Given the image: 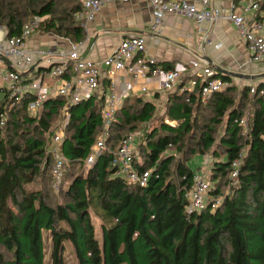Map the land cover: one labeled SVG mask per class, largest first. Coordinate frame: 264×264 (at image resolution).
Returning a JSON list of instances; mask_svg holds the SVG:
<instances>
[{
    "label": "trees",
    "instance_id": "1",
    "mask_svg": "<svg viewBox=\"0 0 264 264\" xmlns=\"http://www.w3.org/2000/svg\"><path fill=\"white\" fill-rule=\"evenodd\" d=\"M81 8L82 0L63 7L61 14L57 0H0V28L8 37H19L37 16L45 18L41 34L78 43L86 38L85 26L74 18ZM258 19L264 23V16ZM224 79L231 85L206 101L198 87L193 93H168L166 119L138 137L135 168L152 172L145 187L115 176L112 163L122 140L138 135V125L147 126L158 105L144 96L127 97L110 127L107 150L68 182V166H86L101 132L104 98L95 96L71 106L61 148L67 163L58 191L65 193L67 203L57 206H52L44 189L31 185L44 177L49 166L52 176L54 159L48 141L65 100H49L34 117L27 112L30 99L11 109L1 90L0 122L3 113L7 119L0 126V264H63L66 242L73 246L77 264H264V97L251 94V85L240 90L231 78ZM236 92L241 94V106L236 104ZM202 107L213 116L201 126L197 146L203 154L212 150L217 145L216 127L226 118L219 142L225 157L215 152L210 189L214 202L202 211L189 212L195 171L189 160L178 159L169 150L186 151L188 138L200 127L196 111ZM242 107L253 110L245 125ZM126 129L129 135L122 136ZM237 160L238 175L232 178ZM224 186L230 187V195L222 194ZM92 207L101 212V239ZM47 240L52 243L49 257ZM1 249L11 252L12 258L7 259Z\"/></svg>",
    "mask_w": 264,
    "mask_h": 264
},
{
    "label": "built area",
    "instance_id": "2",
    "mask_svg": "<svg viewBox=\"0 0 264 264\" xmlns=\"http://www.w3.org/2000/svg\"><path fill=\"white\" fill-rule=\"evenodd\" d=\"M134 0H82V8L74 14L77 22L87 28L93 23L103 8L110 4H130ZM239 5L234 2L228 9L216 7L212 0H147L151 8L152 21L150 36L159 33L167 16L175 15L194 21L201 25L205 22L226 20L238 30L249 51V64L264 63V23L258 16H264V0H242ZM45 18L34 17L23 27L19 37H8L6 30L0 28V91L8 97V107L14 108L30 99L27 112L38 116L49 100H65L63 115L67 116L55 135L49 138L48 145L53 155V187L60 190L63 186L67 160L62 153V143L67 133L71 106L98 96L104 98L102 112L103 126L98 135L91 155L86 161L88 169L98 157L107 150L110 127L115 121L123 101L135 95L134 86L140 80L148 83L141 87V92L149 96L150 92H194L200 89L202 99L206 101L214 93L226 90L231 83L220 77V71L212 66L194 60L187 67L165 68L148 55V42L153 37L133 36L124 39L107 58L94 61L86 55V39L74 43L69 39L54 34H41L40 24ZM50 35L67 43L65 49L49 48L37 51L34 55L30 41L35 36ZM221 45H218L220 47ZM132 80H122L121 74ZM232 79V77H231ZM157 83L154 88L150 82ZM109 85V94L102 92V87ZM124 90L120 91V85ZM258 93L264 97V87L251 85V94ZM154 96H152L153 98ZM147 98V97H146ZM152 101V100H151ZM155 102V101H153ZM156 103V102H155ZM158 105V103H156ZM7 114L1 115L0 126H5ZM245 125V120L241 121ZM139 135L124 138L114 151L113 166L115 176L127 183L145 187L151 177L150 170L140 173L134 165V154L138 147ZM51 139V140H50ZM240 162L233 163L232 178L237 177ZM211 183L195 173L190 203L187 211H202L214 202L210 195ZM216 203V202H215ZM216 207V204L213 205Z\"/></svg>",
    "mask_w": 264,
    "mask_h": 264
},
{
    "label": "crops",
    "instance_id": "3",
    "mask_svg": "<svg viewBox=\"0 0 264 264\" xmlns=\"http://www.w3.org/2000/svg\"><path fill=\"white\" fill-rule=\"evenodd\" d=\"M213 5L228 9L234 2L239 5L242 0H212ZM152 21L151 8L147 0H134L130 4H110L102 9L96 20L89 25L86 33V55L94 61L107 58L127 38L133 36L153 37L148 42V55L159 65L170 64L174 67H187L194 60L218 69L220 73H234L232 83L242 82L245 85H264V63L249 64V51L237 28L230 22H205L201 25L183 17L169 15L161 31L150 36ZM82 42V41H80ZM218 45H221L218 47ZM30 46L37 56V51L49 48L65 49L67 43L50 35L35 36ZM250 77L249 79L241 78ZM251 77H258L252 80ZM223 78V77H222ZM122 80H132L121 74ZM148 81L143 79L134 86L135 95L145 96L141 87ZM150 87L157 85L150 82ZM240 87V88H242ZM124 84L120 85V91ZM102 92L109 94V85L102 87ZM171 93V92H170ZM146 99L161 104L168 92H150ZM152 96H154L152 98Z\"/></svg>",
    "mask_w": 264,
    "mask_h": 264
},
{
    "label": "rangeland",
    "instance_id": "4",
    "mask_svg": "<svg viewBox=\"0 0 264 264\" xmlns=\"http://www.w3.org/2000/svg\"><path fill=\"white\" fill-rule=\"evenodd\" d=\"M57 1L59 4L58 12H60V14H61V9L63 7H68L69 5L72 7L74 4L79 3V0H57ZM236 85L240 90L243 88L242 86H240V85H242V82H238ZM240 87H242V88H240ZM144 97L146 98V96H144ZM234 98H235L236 104L238 106H241V104H240L241 103V94H239V92H236L234 94ZM166 106H167V98H166V100L164 99V101H162L161 104L158 103L157 111H156L152 121L150 123H148L147 126H146V124H139L138 125V127L136 129V132L138 133V135H140L139 133L147 130L148 128L160 126L161 122L166 119L165 118ZM252 112H253L252 108L247 107L246 110L243 108V113H244L243 118L245 121H248L251 118ZM212 116H213L212 112L210 110L205 109L204 107H202V109H200L199 111H196V117H199L198 123H199L200 127L198 128V130H196L193 133V135L191 137L188 138V144H187L188 147H187L186 151L185 152H179V151L177 152L176 149L174 147H172V148H170L169 153H176L178 159H182L183 161L189 160L188 165L190 166V168L193 171H195V173L201 175L204 179L208 180L211 183V186L214 187L213 179L211 178V168H212V165L214 164L215 152H218V154H220V156L225 157L224 151L220 150L219 142L225 134V126L227 123L226 118L223 120L222 124H220L219 126L216 127V132H215L214 136H215V139L217 141V145H215L212 150L207 151V152H205V154H203L200 152L201 150L197 146V142L200 139L201 126L208 123L209 119ZM66 120H67V116H65L63 114H61L60 117L57 116L54 119L53 129H54L55 133L57 132L59 126L64 124L66 122ZM129 133H130V131H128V129L122 130L120 132V134L122 136H127V135H129ZM54 135H52V137ZM246 138H247V136L244 137L243 144H245ZM193 150L199 151V153H197L196 155H193L191 153V151H193ZM50 168H51V166H49L47 168L44 177L42 179H38V182L36 184L31 185V187L44 189L51 197L52 206H57L59 204H65V203H67V200L64 197L65 193L64 192L60 193V192H58V190L54 189V187H53V178L51 176V169ZM87 169H88L87 166L73 168L72 165H69L68 169H67V173H66V180L68 182L71 181V179H73L74 174L84 173L85 171H87ZM40 180H41V182H40ZM230 193H231V190H230L229 186L222 187V194L223 195L228 196V195H230ZM217 199L219 201H222L223 197H218ZM92 210H93L92 211V219H93L94 224L96 226V233L99 236V238L101 239V218H100L101 212L95 207H92ZM46 245H47V253H48V257H49L51 255V251H52V243L50 242V240L46 241ZM1 252L3 253V255L7 259L12 258L11 252H9L5 249H1ZM62 259H63V264H77L78 263L76 255H75V250L69 242L65 243Z\"/></svg>",
    "mask_w": 264,
    "mask_h": 264
},
{
    "label": "water",
    "instance_id": "5",
    "mask_svg": "<svg viewBox=\"0 0 264 264\" xmlns=\"http://www.w3.org/2000/svg\"><path fill=\"white\" fill-rule=\"evenodd\" d=\"M220 77H223V78H230V76H234V73H232V72H228V71H223L220 75H219ZM236 76H239V77H241V78H245V79H249L250 77H243V76H241V75H236ZM264 77V76H263ZM251 79L252 80H257L258 79V77H251Z\"/></svg>",
    "mask_w": 264,
    "mask_h": 264
}]
</instances>
